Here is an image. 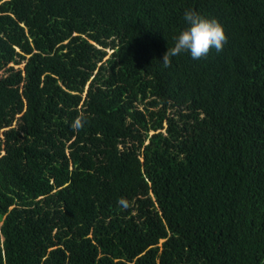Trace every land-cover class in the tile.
<instances>
[{
    "label": "trees",
    "instance_id": "trees-1",
    "mask_svg": "<svg viewBox=\"0 0 264 264\" xmlns=\"http://www.w3.org/2000/svg\"><path fill=\"white\" fill-rule=\"evenodd\" d=\"M0 264H264V0H0Z\"/></svg>",
    "mask_w": 264,
    "mask_h": 264
},
{
    "label": "clouds",
    "instance_id": "clouds-1",
    "mask_svg": "<svg viewBox=\"0 0 264 264\" xmlns=\"http://www.w3.org/2000/svg\"><path fill=\"white\" fill-rule=\"evenodd\" d=\"M183 20L187 25L173 36V45L167 46L161 60L164 67L170 65L171 59L182 53H188L194 60L206 56L210 50L220 52L227 40L223 25L215 18L200 14L193 9H186ZM85 118L78 116L71 123L74 132L85 126ZM117 205L126 209L129 205L124 198L117 200Z\"/></svg>",
    "mask_w": 264,
    "mask_h": 264
},
{
    "label": "rangeland",
    "instance_id": "rangeland-1",
    "mask_svg": "<svg viewBox=\"0 0 264 264\" xmlns=\"http://www.w3.org/2000/svg\"><path fill=\"white\" fill-rule=\"evenodd\" d=\"M21 66V65H20Z\"/></svg>",
    "mask_w": 264,
    "mask_h": 264
}]
</instances>
